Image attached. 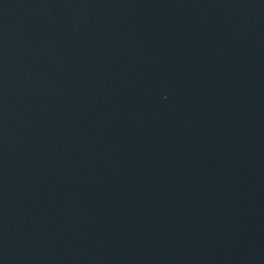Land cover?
<instances>
[{
    "label": "water",
    "instance_id": "1",
    "mask_svg": "<svg viewBox=\"0 0 264 264\" xmlns=\"http://www.w3.org/2000/svg\"><path fill=\"white\" fill-rule=\"evenodd\" d=\"M148 0H0V164Z\"/></svg>",
    "mask_w": 264,
    "mask_h": 264
}]
</instances>
